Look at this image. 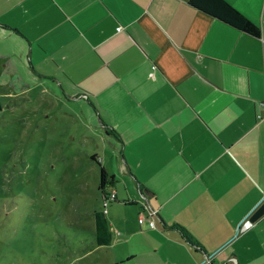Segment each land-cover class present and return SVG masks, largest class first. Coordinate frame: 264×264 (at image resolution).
Listing matches in <instances>:
<instances>
[{
    "label": "crops",
    "instance_id": "obj_1",
    "mask_svg": "<svg viewBox=\"0 0 264 264\" xmlns=\"http://www.w3.org/2000/svg\"><path fill=\"white\" fill-rule=\"evenodd\" d=\"M225 1L259 36L187 0H0V86L77 119L115 264H264V0Z\"/></svg>",
    "mask_w": 264,
    "mask_h": 264
},
{
    "label": "rangeland",
    "instance_id": "obj_2",
    "mask_svg": "<svg viewBox=\"0 0 264 264\" xmlns=\"http://www.w3.org/2000/svg\"><path fill=\"white\" fill-rule=\"evenodd\" d=\"M29 95L0 86V264H115L93 242L101 201L75 168L77 119L53 114L47 94Z\"/></svg>",
    "mask_w": 264,
    "mask_h": 264
},
{
    "label": "trees",
    "instance_id": "obj_3",
    "mask_svg": "<svg viewBox=\"0 0 264 264\" xmlns=\"http://www.w3.org/2000/svg\"><path fill=\"white\" fill-rule=\"evenodd\" d=\"M187 3L194 9L218 19L233 28L252 36H259V28L225 0H187ZM111 182L112 177L107 175L104 169L100 166L97 189L100 191L101 195L105 194L106 189ZM93 217L96 231L93 242L95 244H106L109 241V238L106 233V224L103 215L99 211H93Z\"/></svg>",
    "mask_w": 264,
    "mask_h": 264
},
{
    "label": "built area",
    "instance_id": "obj_4",
    "mask_svg": "<svg viewBox=\"0 0 264 264\" xmlns=\"http://www.w3.org/2000/svg\"><path fill=\"white\" fill-rule=\"evenodd\" d=\"M153 67V66H152ZM113 198V192L110 190H106L105 194L101 195V211L104 213L106 209L107 203L112 200ZM143 207L145 208V214L139 213L137 217V223L142 224L146 223L148 228L154 227V221L153 218L156 216V210L149 207L146 203H143ZM250 222L248 220H244L240 228H246Z\"/></svg>",
    "mask_w": 264,
    "mask_h": 264
},
{
    "label": "water",
    "instance_id": "obj_5",
    "mask_svg": "<svg viewBox=\"0 0 264 264\" xmlns=\"http://www.w3.org/2000/svg\"><path fill=\"white\" fill-rule=\"evenodd\" d=\"M141 194L142 196H146L147 195L146 189H143L141 191ZM263 212H264V196L262 200L260 201V203H258V205L252 211H250L249 215L247 216V220L253 221L258 216H260Z\"/></svg>",
    "mask_w": 264,
    "mask_h": 264
}]
</instances>
